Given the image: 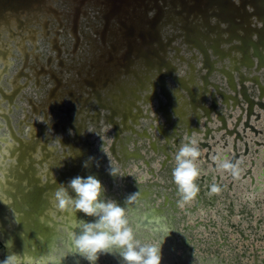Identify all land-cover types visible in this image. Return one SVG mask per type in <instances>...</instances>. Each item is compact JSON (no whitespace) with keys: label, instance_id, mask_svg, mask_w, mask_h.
I'll list each match as a JSON object with an SVG mask.
<instances>
[{"label":"water","instance_id":"water-1","mask_svg":"<svg viewBox=\"0 0 264 264\" xmlns=\"http://www.w3.org/2000/svg\"><path fill=\"white\" fill-rule=\"evenodd\" d=\"M59 2L40 0L39 30L9 28L8 44L0 49V185L12 202L8 216L19 213L21 224L9 250L42 264L59 244L71 252L63 264H88L72 249V237L79 220L94 218L60 210L52 197L73 177L94 175L104 195L122 205L137 193L125 204L130 222L143 242H162V264H264V233L254 238L261 246L252 243L254 250L247 252L246 243L240 252V244L222 234L212 241L197 236L200 227L208 233L212 228L214 236L218 232L207 219L188 222L190 215L215 207L213 186H223L219 161L255 168L260 159L252 156L253 145L264 146V45L259 41L264 0H102L103 18L110 26L121 20L120 28L113 24L115 35L123 34L119 43L132 49L121 56L116 47L109 64L107 40L104 49L96 37L83 41L80 17L72 30L61 17V25L49 29L43 6ZM85 18L91 20L89 14ZM230 24L241 36L237 40L224 36ZM91 27L88 34L99 36L97 23ZM174 31H181L177 39L165 42ZM68 94L74 98L66 100ZM192 140L200 151L198 166L203 160L212 170L199 169L198 194L181 202L172 168L179 147ZM110 166L118 170L116 176ZM229 175L234 176L231 170ZM248 177L254 180L250 167L242 178ZM225 210L226 215L219 211L223 219L237 214ZM226 222L238 239L251 240L242 225ZM262 228L264 210L249 231ZM98 264H120V258L101 254Z\"/></svg>","mask_w":264,"mask_h":264},{"label":"clouds","instance_id":"clouds-1","mask_svg":"<svg viewBox=\"0 0 264 264\" xmlns=\"http://www.w3.org/2000/svg\"><path fill=\"white\" fill-rule=\"evenodd\" d=\"M200 156L196 141L182 144L175 155L172 178L181 196V202L193 199L199 192L200 170L197 160ZM92 159V158H90ZM85 167L88 163L85 162ZM218 169L231 170L238 174V165L224 159L217 164ZM113 176L118 170L110 166ZM218 191V186H213ZM106 189L94 175L75 176L55 188L52 200L55 207L74 216L84 213L91 220H79L78 231L72 237V249L88 264H98L101 254L119 256L120 264H162V242H143L138 231L132 226L125 204L131 203L137 193L127 197L125 204L104 195ZM71 252L53 246L42 264H63ZM0 264H31V258L15 251L0 260Z\"/></svg>","mask_w":264,"mask_h":264},{"label":"flooded vegetation","instance_id":"flooded-vegetation-1","mask_svg":"<svg viewBox=\"0 0 264 264\" xmlns=\"http://www.w3.org/2000/svg\"><path fill=\"white\" fill-rule=\"evenodd\" d=\"M9 1L10 0L4 1L0 6V49H2L4 46L8 44L9 28H12L15 32H20L19 30L20 28L26 29L28 31L32 30V32H34L35 30H39L40 28V19H39L40 10H41L40 0H11L10 4ZM58 1L60 2L59 4L56 3L55 7L43 6V8H45V10L48 11L47 21L50 22L49 29L51 31L57 29L61 25V22L59 20L61 18L63 19L62 21L63 23H65L66 26L70 24L71 29L69 30H72L74 28L76 20L80 17L81 20L79 22L80 23L79 27L81 30L83 29V31L86 30L85 34L81 35V39L83 41L85 40L87 41L89 36L96 37V39H98V43L101 44L102 48L104 49L102 43L104 40L105 41L107 40L106 43H107L108 52L107 54L104 53L106 54V60H107L106 64H109L110 63L109 60H111V58L116 55V53L113 51L116 47L121 48L119 49L121 50L120 51L121 56H126L127 53L132 50L128 43L124 42L125 44L123 45L119 43V40L124 37L123 34L120 33V35H122L121 38L115 35L114 29H116V26L117 28L121 27L120 25L121 20L115 18V20L111 22L116 26L115 25L113 26V24L110 26L107 20L103 18L105 16H103L104 14L103 15L101 14L102 4L100 3L102 2V0H58ZM86 14H89L91 20L85 18ZM95 15L100 16L101 19H97ZM69 16L71 17L70 19L71 21L68 20L67 18ZM47 21H43V22L46 24ZM96 23H97V27L95 29H97L100 35L95 36L94 33L88 34V30L91 32L92 31L91 26L95 25ZM107 25H109L111 29L107 32V34H104L103 32L104 30H106ZM232 27H233L232 24L225 26L226 32L224 36L229 39L232 38L237 40V38H240L241 36L236 35L234 32H232ZM171 28L173 29V27ZM254 28L255 27L253 25V29ZM263 32L264 31L260 32L262 38L261 40H259L262 45H264ZM179 33H181V31L172 34L168 33L167 38L165 35V42H168V39L169 40H172L173 38L177 39ZM102 34H104L105 37ZM242 36L245 40L248 41L246 34H243ZM63 39L64 38H62V41L65 42L66 40ZM184 39L185 40L189 39L190 41L191 40L194 41L190 37ZM214 39H217V37ZM73 41H75V39ZM110 54L112 55L111 57ZM124 64H126V62ZM1 178H3L2 173H1ZM6 200H7V195H5L4 189L0 185V260L4 259L8 254L13 252L12 249L9 250L8 248V241L12 237H14L13 235L14 233L19 234L21 228V224L19 221V216H20L19 213H15L14 214L15 216L13 215L8 216L9 207L10 205H12V202L8 203ZM15 252L20 253L18 251Z\"/></svg>","mask_w":264,"mask_h":264},{"label":"crops","instance_id":"crops-1","mask_svg":"<svg viewBox=\"0 0 264 264\" xmlns=\"http://www.w3.org/2000/svg\"><path fill=\"white\" fill-rule=\"evenodd\" d=\"M94 53L96 54V57H97V55H99L98 54L99 49L94 50ZM97 65H98V63H97ZM109 67H112L110 69V71L114 70L113 66L110 65ZM85 79L87 80L89 85L92 84V81H90L88 78H85ZM51 87L52 86H50V91H51ZM112 87H114V86H112ZM50 93L54 95V93H52V92H50ZM69 94L67 95L66 100L74 98V97H70ZM53 95H52L53 98L59 96L58 94H55L54 96ZM74 95L75 94H73V96ZM75 97H76V95H75ZM54 100L55 99H53V101H52L53 103L55 102ZM260 139L262 141H264V134L262 136H260ZM252 157H261L259 160H257L256 163L258 165L256 164V167L254 169L251 166V164H248L247 167L246 166H243L242 168L238 167V174L233 176V177H231L229 175V170L221 169L220 173L222 175L221 181L223 183V186H222V188L218 189V191H216V193L214 195V197H216L215 202H214L215 207L213 209L207 208L206 210H200L197 213V215H190L189 220H188L189 223H194V221L197 217L201 218V219L205 218L208 221L212 222L214 225H217L218 232L214 236V234H212V231H213L212 228L210 229V231L208 233L204 227H200L198 229L197 234H196L197 236L202 234L204 236V238L207 239V241H212L210 239H213L214 237H218L220 234H222V236L226 237V239H228L229 242L240 244V249H239L240 252L245 250V248H243L242 246H243V244H246V243L249 246L245 250L247 252H248V250L250 252H252L254 250L252 247V243L256 242V244L258 246L262 245L261 243L254 240V238L257 237L258 234L260 235V234L264 233V228H262L260 231H257V230L249 231V227L251 224L255 225L257 223V219H259L260 217L263 216V210H264V146L257 147L256 145H253V156ZM247 159L249 162V159H251V158H247ZM197 162H198V160H197ZM202 163H203V160H202ZM207 167L208 168L203 171L204 173H207L208 171L212 170V165H208ZM248 167H250L251 170L253 169L254 180H252L249 177L247 179L242 178L243 174H244V169L248 168ZM130 173H132V171ZM215 179H216V174H215V176H212L211 180L214 181ZM248 183H249V185H248ZM256 184H257V186H256ZM188 204H191V203H188ZM184 205L185 204L182 203L181 207H184ZM225 207H229V208L233 209L234 211H236L237 214L230 215V218L225 216V218L223 219V214L220 215L219 211H222V213H224V215H226L227 211L225 210ZM238 211H244L246 213L245 216H242V217H245V218H243V220L241 219L242 217H240V215L238 214L239 213ZM247 213H249V215L255 216V220H253V218L248 219ZM228 219L235 222V223H239L240 225H242L241 228H243L245 233H247V234L249 233L248 235H250L251 240L244 241L243 239H238L239 234L235 230H232L230 227H228L226 225V223H227L226 220H228ZM222 228L227 231V234L225 232H222V230H221ZM238 240H240V241H238ZM199 246H203V245L200 244ZM230 254H231V252L227 248L223 252V255H225L227 257Z\"/></svg>","mask_w":264,"mask_h":264},{"label":"rangeland","instance_id":"rangeland-1","mask_svg":"<svg viewBox=\"0 0 264 264\" xmlns=\"http://www.w3.org/2000/svg\"><path fill=\"white\" fill-rule=\"evenodd\" d=\"M261 158V157H260ZM201 159V158H200ZM198 161H199V158H198ZM200 163V166H199V169H201L202 171L206 170L208 167V164L206 163H202V162H199ZM201 167V168H200Z\"/></svg>","mask_w":264,"mask_h":264},{"label":"bare ground","instance_id":"bare-ground-1","mask_svg":"<svg viewBox=\"0 0 264 264\" xmlns=\"http://www.w3.org/2000/svg\"><path fill=\"white\" fill-rule=\"evenodd\" d=\"M86 31V30H85ZM89 31V30H88ZM87 34V33H86ZM13 43V42H12ZM250 164V163H249ZM254 169V168H253ZM259 181V180H258ZM261 181V180H260ZM248 185H249V183H248ZM256 186H257V184H256ZM254 188V187H253ZM252 189V188H251ZM253 192V191H252ZM255 192V191H254Z\"/></svg>","mask_w":264,"mask_h":264}]
</instances>
